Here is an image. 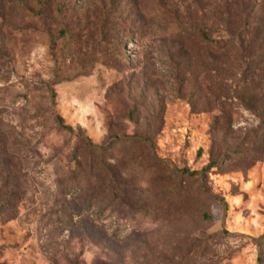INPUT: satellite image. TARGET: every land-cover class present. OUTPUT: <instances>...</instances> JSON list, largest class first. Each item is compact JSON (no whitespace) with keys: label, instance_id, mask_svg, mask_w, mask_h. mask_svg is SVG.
<instances>
[{"label":"rangeland","instance_id":"rangeland-1","mask_svg":"<svg viewBox=\"0 0 264 264\" xmlns=\"http://www.w3.org/2000/svg\"><path fill=\"white\" fill-rule=\"evenodd\" d=\"M222 2L0 0V264H264V80L199 44Z\"/></svg>","mask_w":264,"mask_h":264},{"label":"trees","instance_id":"trees-1","mask_svg":"<svg viewBox=\"0 0 264 264\" xmlns=\"http://www.w3.org/2000/svg\"><path fill=\"white\" fill-rule=\"evenodd\" d=\"M223 3L231 4L236 7L235 19L239 23L236 31H221L215 34L205 30H199V44L202 46L212 47L220 51L218 55L230 56L240 62V68L247 70L248 66L252 67V63L258 66L252 71L250 77L256 79L258 77L264 80V0H222ZM230 16V15H229ZM227 16L221 20H226ZM181 34L180 31L176 32ZM184 38V36H181ZM62 127L67 128L62 123ZM68 129V128H67ZM91 150H100L99 146L88 142ZM79 165V160H76ZM209 167V166H208ZM207 168V167H206Z\"/></svg>","mask_w":264,"mask_h":264}]
</instances>
